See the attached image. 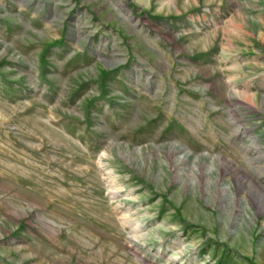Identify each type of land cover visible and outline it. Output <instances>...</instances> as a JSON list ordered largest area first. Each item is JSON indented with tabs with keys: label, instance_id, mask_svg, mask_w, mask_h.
<instances>
[{
	"label": "rangeland",
	"instance_id": "1",
	"mask_svg": "<svg viewBox=\"0 0 264 264\" xmlns=\"http://www.w3.org/2000/svg\"><path fill=\"white\" fill-rule=\"evenodd\" d=\"M108 263L264 264V0H0V264Z\"/></svg>",
	"mask_w": 264,
	"mask_h": 264
},
{
	"label": "bare ground",
	"instance_id": "2",
	"mask_svg": "<svg viewBox=\"0 0 264 264\" xmlns=\"http://www.w3.org/2000/svg\"><path fill=\"white\" fill-rule=\"evenodd\" d=\"M105 157V153H103L102 154V156H101V161H100V163L102 164V165H106V162L102 159V158H104ZM104 169H106L107 170V172H106V174L108 175V177H107V182H106V186H107V189L108 190H110V194H111V197H112V199L114 200V199H118V198H120V201H116L117 203H118V205H120L121 204V200H123V199H125V200H136L137 198H134V197H129L130 195L128 194V193H125L124 194V187H126V186H121V184L120 183H118L117 182V178L115 177V176H113V174H114V171L111 169V168H104ZM181 177V176H180ZM120 181V180H119ZM125 185V184H124ZM128 192V191H127ZM135 196V195H134ZM133 203V202H132ZM142 203V202H141ZM130 205V204H129ZM139 205V204H138ZM119 209V208H118ZM117 209V210H118ZM127 209V208H126ZM131 209V208H130ZM130 209H127L128 211H127V213H125L122 217H121V224H123V226L124 225H131L133 228H135L136 227V229H137V227H138V229L140 228V227H142L143 225H142V221L139 219V220H136L134 223H131V221H130V219H132V218H130V216H131V211H129ZM134 209H136V210H134ZM132 208L131 210H134V211H137L138 209L137 208ZM122 213V212H121ZM155 216V215H154ZM149 220V219H148ZM168 222V221H167ZM166 222V223H167ZM161 227V226H160ZM164 227V226H163ZM162 228V227H161ZM171 228V227H170ZM164 229H166V227L164 228ZM143 230V229H142ZM141 233H143V232H141ZM162 233H164V232H162ZM99 236V235H98ZM145 236V235H144ZM106 237V236H105ZM104 239V238H103ZM95 241V240H94ZM94 243V242H93ZM96 243V242H95ZM106 251V250H105ZM85 254V253H84ZM181 254V253H180ZM109 256V255H108ZM173 257L174 258H176V259H179L180 257H179V255H178V253L177 254H174L173 255ZM105 259V258H104ZM108 261H109V259H107ZM53 261V260H52ZM107 261V262H108ZM55 262V261H54ZM109 264V263H108Z\"/></svg>",
	"mask_w": 264,
	"mask_h": 264
}]
</instances>
